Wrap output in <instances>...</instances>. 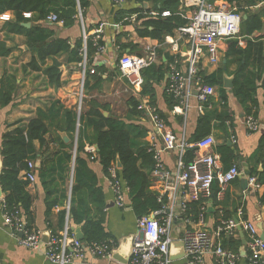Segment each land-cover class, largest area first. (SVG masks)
I'll use <instances>...</instances> for the list:
<instances>
[{
	"label": "crops",
	"instance_id": "crops-1",
	"mask_svg": "<svg viewBox=\"0 0 264 264\" xmlns=\"http://www.w3.org/2000/svg\"><path fill=\"white\" fill-rule=\"evenodd\" d=\"M215 2L218 4L227 3L223 0H216ZM134 4L135 2L133 0H127L119 5L115 4L112 0H88V5L84 8L83 13L79 12L75 22L68 27L62 26V24L39 20L35 13H29V16L23 14L24 18L29 20L25 23H29L30 26L35 24L44 25L53 29L54 34L56 31H59L58 36L55 38L66 39L71 46H73L76 41H82V60L80 63L68 62L66 60V54L56 57V60L61 63L60 80L62 81V85L56 88L49 85L46 76H44L42 72L23 69V66L27 64L33 52L26 43L24 33L9 31L8 23L13 21V13L11 11H5L4 14H7L8 18H0V81L3 78L11 77L14 78L16 85L13 92V103L0 108V144L3 133L10 130L11 124L15 122L26 124L30 119L37 117L40 112L46 114L47 119L45 123L49 130L44 136L45 141L43 144H40L37 140L33 142L36 154L33 160L35 182L30 184L27 188L32 197L30 208L33 219L32 228L41 232V243L38 249L35 250H31L19 243L17 234H15L14 230L3 221V194L2 197H0V264H56L48 260L44 255L46 242L43 241V234L45 231L50 230L47 226L45 217L46 204L47 201L50 202L51 200L59 201V203L50 210L51 220L56 221L58 211L63 208H69L70 206L71 184L69 181L70 171L61 173L57 167V157L60 154H56L58 151V143L56 142L57 130L50 120L51 115L49 113V108L53 101H58L65 108L77 109L79 92L81 91L80 110L86 112L90 108V101H95L99 105V109L102 111L103 115L105 113L104 116H113L124 120L126 123H134L143 126L146 129V135L143 140L148 143L149 137L147 135V130L150 128L149 119L142 111L137 114L131 111L130 98L132 96L126 90L125 78L121 77L116 68L117 60L124 53L142 55L145 54L148 49L153 48L156 54V60L153 63L158 65L165 62V54L171 58L175 56L180 63L179 70L181 69V71H184L187 65V45L185 41L178 36L176 31L174 35L165 36L164 40L160 42L150 37H140L137 34L135 22L126 24L123 19L117 20L115 15L117 8H132L135 6ZM262 6L264 5L259 7ZM179 9H181L180 6ZM253 9H258V7ZM101 23L102 33L100 35V44L103 45L104 48L102 52L97 53L92 38L95 29H97ZM23 24L24 23H22V25ZM84 35L85 41L83 40ZM167 37L177 40L179 50L176 54L174 53L175 55L170 51V44L166 42ZM88 38L92 41L95 51L90 50L87 53L86 41ZM233 40L236 41L237 45L241 48H246L248 43L247 38L244 37L221 40L218 44L220 55V61L218 63L211 64L207 61L205 55L201 56V70L204 74L210 75L214 73L221 63L229 61L228 65L224 66L223 76L226 74L227 76L233 77L232 73L237 68V62L232 61V56H228V58L226 56L229 42ZM250 42L252 43L250 51V61H252V64L250 68L253 67L256 69V66H259L260 63L264 66V25L261 30L253 34ZM83 61H85L86 65L84 76L80 71V64ZM51 63L52 60L47 59L42 67H46ZM90 68L96 69V73H89L88 69ZM167 74L166 72L163 82L155 86L154 106L159 113L161 112L164 115L165 118L163 117V119L165 123L175 134L180 135L181 131L184 130L186 136L189 138L194 133L197 126V118L201 113L199 110L201 102L196 96L191 95L188 100V108L185 117L173 112V108L168 106L164 96V90L167 85L166 81L168 80ZM84 82H86L85 86ZM259 85L260 83L258 86ZM224 89L227 95V111L230 115V121H226L224 126L221 127L219 119L214 117L211 122L212 128L209 135H212L215 140L214 149L216 152L223 145L234 148L235 155H238L240 158V160L237 158L234 163H237L241 174L226 185L225 189L221 192V196H218L216 192L215 197H212L213 188H215L212 186V195L205 204L204 224L198 227L212 235L216 225L219 224L220 221L227 219L224 214L230 215L235 209L241 207L244 217L255 225L258 234L262 236V234L264 235V204L259 202V197L264 195V182L260 183L258 181L257 177L259 175H251L250 173L251 171L253 172V170L256 172L261 171L263 165L261 160H259L260 155L256 153V150L264 127V90L260 86L256 90V119L259 128L257 131L249 132L246 129L244 110L241 103L234 97L232 92L226 88ZM209 98L217 104L219 98L217 90L215 94ZM80 110H77V112H80ZM219 111L220 107H217V112ZM53 122L57 123V120H53ZM59 123L64 125L62 121H59ZM85 134L87 137H91V129H86ZM65 135L68 141H63L65 143L72 142L75 150L77 133L71 137L66 133ZM228 141H230V145L227 144ZM86 144L88 143L85 142L84 144L85 153H83L82 156L86 159L88 167L94 173L97 186L101 187L105 203V207L102 210L104 230L109 238L114 241L115 249L120 244L122 250L117 252L119 255H117V258H112V260L103 259L87 252L83 260H75L70 264H125L127 257L126 242L127 238L130 236L133 237L136 233L137 216L130 207L127 195L124 207H117L114 204L109 178L108 175L104 173L100 162L96 158L95 145L90 144L95 148V158L90 159V157L87 156L89 153L85 150ZM45 157H48V160L45 161V166L41 169V162H43ZM161 157L166 168L173 171L176 153L174 151H164ZM72 165V161L69 162V170ZM245 167L249 171V175L244 174L243 170ZM220 169H223L221 162ZM41 171L44 172L43 177H41ZM22 175H24V171H21L20 176ZM253 176L256 178V181H249V178ZM48 191L51 192L49 195L47 194ZM80 195L84 203L81 206L82 209L78 210V212L90 211L89 213L91 216L95 215L93 201L84 193ZM76 206L79 208V205ZM66 223L68 228L72 230L74 236L76 235L75 229L77 228L80 229L82 234L79 224H75L71 220H67ZM186 227L188 226L177 211L171 228L173 241L181 240L183 231ZM237 234L239 237L238 231ZM220 242L222 243V239H220ZM240 245L241 243L238 249ZM178 252L179 247L175 245L172 250V257ZM205 262L206 264H215V259L212 255H206ZM172 264L188 263L184 256H180L173 258ZM235 264L247 263L246 260L242 258Z\"/></svg>",
	"mask_w": 264,
	"mask_h": 264
},
{
	"label": "trees",
	"instance_id": "trees-1",
	"mask_svg": "<svg viewBox=\"0 0 264 264\" xmlns=\"http://www.w3.org/2000/svg\"><path fill=\"white\" fill-rule=\"evenodd\" d=\"M127 1V0H126ZM135 6L132 8H117L115 12L117 20H124V23L129 24L124 18L135 15V27L137 34L140 37H150L162 42L165 36L174 35L175 31L187 23L184 16V10L179 9L181 0H133ZM216 0H208L213 3ZM229 4H235L238 11L242 13L240 30L237 37L247 38L246 48H241L236 41H230L228 46V56H232V61L237 62V68L233 71V81L231 92L234 97L241 103L245 118L252 116L256 119L257 100L256 90L260 86L264 90V66L263 64L250 68V51L252 43L250 39L256 31L262 29L264 25V6L253 9L251 6L264 0H223ZM148 3V7L144 3ZM88 5V0H0V14L5 11L13 13V21L8 23L10 32L24 33L26 43L32 50V55L23 69L40 71L46 76L49 85L60 87V65L56 60L57 56L66 54L68 62L80 63L82 60V41H76L71 46L66 39L55 38L49 40L54 34L53 29L41 24L31 25L25 28L22 23L29 20L24 18V13H35L39 20H44L49 13H55L57 19L62 22V26L68 27L72 25L79 12ZM150 11H154L155 15H151ZM167 11L169 14L162 16L161 13ZM243 16H245L243 18ZM95 51L90 38L86 41V51ZM47 59H51L52 63L46 67H42ZM166 61L156 65L151 63L141 70L143 79L142 91L140 95L146 97L149 103L155 104V86L159 85L165 79L166 72L169 70V63L172 59L165 54ZM228 62L221 63L218 69L206 75L202 70H199L198 75L204 84L215 86L218 93L217 104L206 99L202 102V111L197 118V126L194 133L188 138L189 142H195L200 138L209 135L211 132V122L214 117L221 122V127L226 121H230L227 111V95L222 87L223 69ZM262 66V67H261ZM96 73V69H94ZM168 81H166L167 83ZM260 85L258 86V84ZM86 82H84L85 86ZM15 80L11 77L3 78L0 81V108L12 104L13 92L15 89ZM165 100L169 107H172L177 101L173 96L164 90ZM90 108L83 112H77V109L65 108L58 101H53L49 108L51 115L50 120L57 130L56 142L58 143L59 154L57 157V167L61 173L70 171V206L58 211L56 221H52L50 210L56 206L59 201H47L45 217L47 226L54 235H58L67 220L73 221L81 226L83 234V242H104L109 238L103 227V212L105 207L101 187L97 186V181L94 173L87 165L86 159L82 156L84 144H94L97 147L96 155L100 162L104 173L108 175V167L118 159L120 168L117 169V176L123 181L127 187V196L130 207L137 217L149 214L161 207V203L157 200V193L152 187V169L154 166V152L149 149L147 141L143 140L146 135V129L143 126L134 123H126L120 118L113 116H104L99 109V105L95 101H90ZM138 101L130 98L131 111L135 114L141 111L137 109ZM217 107L220 111L217 112ZM159 113V112H158ZM217 113V114H216ZM162 117L164 115L159 113ZM217 115V116H216ZM165 118V117H164ZM46 114L40 112L37 117L30 119L26 124L15 122L10 125V130L2 135L0 144V154L2 159V168L0 172V185L3 190V211L12 212L18 209L24 216L25 227H32L31 204L32 197L27 188L30 182L25 176L27 169V161L34 160L36 157L33 142L35 140L43 144L45 134L48 133V127L45 123ZM53 120H57L54 123ZM166 120V119H165ZM257 120V119H256ZM59 121L64 123L60 124ZM91 129V137L86 136V129ZM65 132L68 136L77 133V141L75 150L72 142L65 143L60 135ZM74 152V153H73ZM217 153L220 156V162L223 166L222 171L227 170L232 165H237L234 161L238 158L235 155L234 148L230 146H221ZM256 153L260 155L263 163L261 171H251V175H259L258 181L264 182V127L259 138L258 148ZM186 155L190 158L191 152L187 151ZM89 157V154H87ZM45 157L41 162L40 168L43 169ZM73 163L69 170V162ZM68 168V170H67ZM21 171L24 175L20 176ZM44 171V170H43ZM44 172L41 171V177ZM69 176V172H68ZM45 180V179H42ZM44 183V181H43ZM213 195L219 189L218 182H213ZM51 192H47L49 195ZM87 195L95 206V215L91 216L90 211H81V206L84 200L80 194ZM63 197V196H62ZM259 202L264 204V195L259 197ZM201 201H192L187 204L186 215L190 216L193 221L198 220ZM79 205V208L76 206ZM236 210L232 214H224L228 218L236 215ZM244 217V214H243ZM72 234V230H68ZM222 245L230 250L237 251L241 243L238 237L237 230L231 234L223 233L221 235Z\"/></svg>",
	"mask_w": 264,
	"mask_h": 264
},
{
	"label": "built area",
	"instance_id": "built-area-1",
	"mask_svg": "<svg viewBox=\"0 0 264 264\" xmlns=\"http://www.w3.org/2000/svg\"><path fill=\"white\" fill-rule=\"evenodd\" d=\"M112 1L118 5L126 2V0ZM261 5H264V1L258 2L251 8ZM180 8L184 10L187 23L180 26L176 32L187 45V65L184 71L179 70V60L173 57L169 63L166 90L177 101L172 106L173 112L185 117L191 95L196 96L201 102L199 110L202 111V102L216 91L215 86L204 84L198 75L201 70V56L205 55L211 64L220 61L218 44L221 40L238 36L242 13L238 11L235 4L210 3L208 0H181ZM150 14L155 15V12L150 11ZM168 14L167 11L161 13L162 16ZM24 15L29 16V13ZM0 18L7 19L8 15L3 13ZM124 19L135 22V15ZM44 21L62 24L52 12L45 17ZM101 33L102 23L95 29L92 38L97 53L102 52L104 48L100 44ZM83 40L85 41V35ZM166 42L170 44V51L175 55L179 50L177 40L167 37ZM155 60L156 54L152 48L142 55L124 53L116 63L119 74L126 80V90L138 101L137 109L145 113L150 122V128L147 130L148 145L149 149L153 150L155 159L151 172L153 181L151 188L157 193V200L161 203L159 209L137 217L136 233L132 239L131 254L126 264H172L169 247L173 241L171 228L177 211L188 226L184 229L181 238L184 244V258L188 264H206V255H212L215 264H235L242 258L247 264H264V239L258 234L255 225L243 217L241 207L237 208L234 217L220 221L212 235L198 227L204 224L205 204L212 195L213 182L215 180L218 182L217 195L221 196L226 185L240 176L241 171L235 164L222 171L212 135L189 142L184 130L180 135L175 134L167 126L156 107L149 103L146 97L140 95L143 85L141 70ZM80 67L81 74L84 76L85 61L80 64ZM88 72L93 74L94 68L88 69ZM81 95L80 91L78 111L81 107ZM245 125L249 132L257 131L259 128L257 120L252 116L245 118ZM85 150L89 153L90 159L95 158L93 145L86 144ZM164 151L176 153L173 171L167 169L162 160ZM187 151L191 152L190 158L186 155ZM27 169L25 176L30 184H33L35 182L33 160L27 161ZM117 169L114 163L108 167L109 185L113 192L114 204L117 207H124L128 190L123 181L118 178ZM249 181L254 182L256 178L250 177ZM192 201L202 202L197 221H193L185 214L187 204ZM2 207L4 208L3 205ZM3 221L14 230L21 245L31 250L38 249L41 243V232L32 227L26 228L24 216L18 209H14L11 213L3 211ZM237 226H240L245 235L244 255L240 254V248L233 251L220 242L223 233L231 234L237 230ZM68 230V225L65 223L58 235H54L50 230L47 231L48 240L44 255L48 260L56 264H70L75 260H83L87 252L112 260V252L115 249L112 239L85 243L70 234Z\"/></svg>",
	"mask_w": 264,
	"mask_h": 264
},
{
	"label": "water",
	"instance_id": "water-1",
	"mask_svg": "<svg viewBox=\"0 0 264 264\" xmlns=\"http://www.w3.org/2000/svg\"><path fill=\"white\" fill-rule=\"evenodd\" d=\"M144 6L148 7V3L147 2L144 3ZM244 17L245 16H243V18ZM23 25L25 27H29L30 26L29 23H24ZM58 34H59V31H56L55 34L49 38V40H53L56 36H58ZM232 80H233V77L232 76H227L226 74L223 76V80H222V86L224 88L228 89L230 92H231V88H232ZM104 115H105V113H104ZM61 137H62V139L64 141H66V142L68 141V138L65 135V133H61ZM227 144L230 145L231 144L230 141H228ZM95 148L97 150L96 145H95ZM0 162H1V164H0V172H1V168H2L1 154H0ZM115 164H116L117 168H120V163H119L118 159H116ZM243 172H244V174L249 175V171L246 169V167L244 168ZM2 195H3V190H2L1 185H0V197H2ZM237 231L239 233V237H240V240H241L240 254L244 255V253H245V250H244V244H245L244 233L241 230L240 226H237ZM75 232H76L75 237L77 239H79V240H82L83 237H82V234L80 232V229H78V228L75 229ZM20 235H21V233H20ZM43 235H44L43 241L47 242V240H48L47 231H45ZM261 238L264 239V235L263 234H262ZM132 239H133L132 236L127 238V242H126V245H127L126 246L127 247V249H126L127 250V254L126 255H127V257H126V260H125V264L128 262L130 254H131ZM175 245H178L179 252L177 254H175L174 257H172V250H173ZM121 248H122V246L120 247V244H119L118 247L113 250L112 258H117V255H119L117 252H120V250H122ZM180 256H184V244H183V241L182 240L172 241L171 244H170V247H169V257H170V259L173 260V258L180 257Z\"/></svg>",
	"mask_w": 264,
	"mask_h": 264
}]
</instances>
